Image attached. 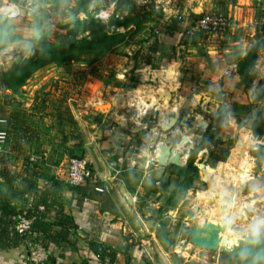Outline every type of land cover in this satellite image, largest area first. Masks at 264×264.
<instances>
[{
    "label": "rangeland",
    "instance_id": "obj_1",
    "mask_svg": "<svg viewBox=\"0 0 264 264\" xmlns=\"http://www.w3.org/2000/svg\"><path fill=\"white\" fill-rule=\"evenodd\" d=\"M5 1L18 5L22 0ZM78 1L40 0L16 19L8 20L0 15V131L7 133V143L0 157L16 179L28 171H37L45 177L52 168H65L70 158H84L89 138L92 140L109 130L110 116L105 105V98L110 95L108 86L123 84L130 88L146 84L152 89L148 94L152 99L150 106L143 112L141 109L129 113L131 116L143 114V123L128 127L138 129L137 132H125L131 141L136 140L135 145L129 147L131 150L146 149L147 166L142 170L129 169L118 161L116 167L119 179L130 185H143L138 198L145 220L151 222L148 228L152 237L151 256L156 264H173L176 257L183 264H235V257L229 252L238 245L241 234L229 227H248L245 229L248 232L256 222L264 229V190L254 194L258 183L245 184L254 178L252 172H260L264 166V51L258 53L255 77L247 85L241 83L234 72L231 77L223 76L231 80L230 87L214 92L210 99L199 90L192 91L190 101L176 110L171 108L173 102H178L172 101L176 89L168 91L164 86L165 79L171 80L175 71L171 63L160 67L162 56H149L148 49L168 41L169 33H178L176 40L185 36L186 41L194 45V56L184 66L186 69L180 68L182 75L193 73L195 79H200L204 71L196 70L201 69L202 60L209 59V54H220L235 61L252 50L262 36L264 0H249L252 6H246L243 21L238 19L235 9L242 5L241 0H223V5L214 2V7L210 0H129L125 8H121L127 16L111 17L106 23L95 19L89 9L92 5L108 9L111 6L108 0H92L83 17L73 15ZM119 2L116 0L117 8ZM2 3L0 0V5ZM144 5H148L144 10L139 8ZM130 13L131 17H136L132 18L134 22L142 23L140 26L124 27ZM211 13L225 15L230 27L215 35L200 31L197 20ZM179 16L183 19L179 20ZM144 18L150 19L149 22ZM93 28L97 32H92ZM95 34L101 35V39L123 34L125 39H105L103 44L93 39ZM198 44L219 45L220 48L204 52L205 48ZM46 49H51L53 60L29 74L46 55ZM148 59L152 65L146 63ZM195 59L198 60L193 62ZM146 71L151 72L150 78L148 74L143 75ZM122 73L126 78H117ZM140 76L142 82L138 79ZM211 84L213 82H205L207 87ZM215 112L221 113L224 125L216 124L221 133L213 156L218 159L228 153V159L231 152L237 156L225 166L223 173L231 179L226 177L222 193L214 200L217 208L208 214L214 219L211 222L200 208H190L193 200L199 201L201 188L206 189L204 177L208 167H216L208 150L200 151L195 161L196 187L175 198L167 192H152V185L158 186L160 179L148 183L145 172L155 165L165 171L170 165L166 162L162 166L159 162L162 148L170 149L172 155L179 154L180 166H186L195 149V128H207L208 116ZM65 136L66 142L63 141ZM22 139L25 142H20ZM256 174L264 186V175ZM165 175L169 173H164L162 178ZM173 179L170 178V191L175 187L176 178ZM220 216L222 219L216 220ZM226 220L228 229L218 237L224 251L206 250L192 243L188 234L191 227L205 221L224 225Z\"/></svg>",
    "mask_w": 264,
    "mask_h": 264
},
{
    "label": "crops",
    "instance_id": "obj_2",
    "mask_svg": "<svg viewBox=\"0 0 264 264\" xmlns=\"http://www.w3.org/2000/svg\"><path fill=\"white\" fill-rule=\"evenodd\" d=\"M210 1H212L211 6L214 7V0ZM241 4L235 8L238 11L237 15L240 21L247 9L246 6L250 5L251 7L252 2L241 0ZM205 9L208 10V8ZM79 14L83 17L85 12ZM176 35L178 33H174L172 37L167 36L168 41L160 44V54L158 55L162 56L160 67H166L168 63H171L170 65L175 71L171 80L165 79L164 86L168 91L176 89L175 95H172V101L177 100L178 102L175 104L173 102L171 108L175 107L176 110H180L186 102L190 101L188 97L192 91L199 90L200 93H204L210 99L214 92L230 87L231 80L223 79V70L230 65V61L233 59L229 57L226 59L216 53L214 55L209 54V59L202 60L201 69L196 70L198 72L204 71L200 79H195L196 76L193 73L191 76H188V72L182 75L181 69L194 56V45L191 41L182 43L179 39L176 40ZM198 46L205 48L204 52L206 49L216 50L220 48L219 45L209 47L198 44ZM213 56L215 59L211 58ZM197 60L195 59L193 62ZM142 73L145 76L148 74V78L152 76L149 71ZM117 78L125 79V73L118 74ZM138 79L141 81L142 77L140 76ZM173 79L176 81L173 82ZM205 82H213V84L208 88L205 86ZM147 87L146 84L142 83L130 88L123 84L121 86H108L110 95L105 98V105L108 107L106 110L110 116V128L103 134L94 136L92 140L90 138L87 140L90 143L86 145L84 158L93 174V178L87 184L80 187L69 186L66 176L63 172L59 173L57 168H52L48 173L52 178L51 181L40 179L38 182L40 192L50 186L55 188L65 212L73 217L78 229L70 232L69 238L65 240V231L60 226L53 224L56 218L54 212H51L44 219V222L47 223L45 229L42 231L33 230L26 238L27 240L18 242L12 237V229L9 228L4 231V225L0 224V264H48L50 261L56 264H156L151 256L150 248L152 237L149 236L151 232L148 228L151 227V222L145 220L146 216H144V211L140 206L141 201L138 198L139 192L143 190V185H130L129 182L122 181L117 177L118 167H116L118 161L123 162L129 169L136 167L138 170H142L147 166L146 149L143 148L144 150L141 149L138 152L131 150L136 140L131 141L125 132H137L138 129H129L128 127L143 123V114L131 116L129 113L132 110L141 109L143 112V109L147 110V106H150L152 99L150 98L151 95L148 94H151L152 89ZM197 138L195 135V141ZM236 156L231 152L226 161L217 162L215 168L208 167L204 177L206 189L201 188L199 201L193 200L190 203V208L194 210L200 208L203 211L206 220L209 219L214 222V219H210L208 214L213 212V208H217L214 200L222 193L226 177L228 180L231 179L229 175L226 176L223 173L225 166L230 163L232 157L235 158ZM116 157H118L117 160H115ZM238 164H236L237 167ZM253 166L252 170L254 171L256 166L255 164ZM161 170H163L162 167L155 165L150 171L145 172L147 182L150 183L152 179H161L166 173V171ZM260 170V172L257 170L252 172L254 178L245 183L248 186L255 185V182L258 183L257 187L260 188L255 187L254 192H252L254 194H260L264 190V186L256 177V173L260 174V177L264 175V166ZM230 175L233 174L230 173ZM26 176L27 173L23 174L14 185L7 184L0 178V191L4 194H10L16 189H22L20 183ZM167 176L165 175V178ZM173 178L172 176V181ZM147 182L146 184H148ZM154 189L157 190L160 187L154 186ZM242 191H244L243 188H241L240 193L244 198L245 195ZM248 194L250 196L251 193L248 192ZM36 197V193L23 194L20 199L12 200L10 205L16 213L14 220L24 216L25 212L32 207ZM230 208L232 207L229 206V210ZM237 213L239 214V211ZM222 217L220 216L216 220H220ZM246 228L248 227H244V229ZM98 247H103L108 253L110 252L114 256V260L111 261L108 256L104 260L97 259L95 249Z\"/></svg>",
    "mask_w": 264,
    "mask_h": 264
},
{
    "label": "trees",
    "instance_id": "obj_3",
    "mask_svg": "<svg viewBox=\"0 0 264 264\" xmlns=\"http://www.w3.org/2000/svg\"><path fill=\"white\" fill-rule=\"evenodd\" d=\"M92 0H79L76 6L73 9V15H77L80 12H87L88 4ZM144 2H151L152 0H141ZM129 2V0H120L118 4V9L125 8V5ZM215 3H220L223 5V0H214ZM148 5H144V7H139L144 10L145 7ZM151 6V5H149ZM122 10V9H121ZM136 17H131V13L129 15V18L126 19L124 23V27H130L132 25L140 26L142 23L140 21L134 22ZM150 19L144 18V21L149 22ZM152 20V19H151ZM166 28V27H164ZM92 32H97L96 30H92ZM173 34V32H171ZM261 38L259 41L255 44V46L252 48V50L244 57L237 58L235 61H230V64L233 62H236L237 64V70L234 73V76H236L241 83L247 85L248 82L255 77L256 73V63L258 59V53L260 51H264V25L261 26ZM94 40L102 41L104 44L105 39L112 40V41H123L125 39V35L123 34H115L110 35L108 37H103L101 39V35L95 34ZM169 36L172 37L173 35ZM97 37V38H96ZM100 37V38H99ZM182 43L186 42L185 36H182V38L179 40ZM66 48V47H65ZM51 49H46V55L43 57L41 61H37V65H35L29 74L33 72L34 70L38 69L39 67L43 66L47 62H50L53 60L54 57H50ZM149 56L150 55H156L160 54V46L151 47L148 49ZM148 65H152L151 61L148 59L146 62ZM209 118V125L207 128L197 127L195 128V134L197 135V140L195 141V149L189 156L188 164L186 166H174L170 164L166 167L165 171L166 173H169V176L165 179V177L161 178L158 181V186L160 189L155 190L154 185L151 187V191L154 193L158 192H167L170 194L171 198H175L180 193H184L190 189H193L196 187V183L198 182L197 172L198 168L195 165V161L197 159V155L202 150H208L209 151V157H213L214 163H217L219 161H226L228 153H224L222 157L216 158L214 155V149L218 142V137L221 133V128H218L216 124L224 125V118L222 115H220L219 112H215L212 115L208 116ZM24 139V138H23ZM23 139L20 142H25ZM28 140V138H26ZM64 142H66V136L64 137ZM32 158V157H31ZM82 158V157H77ZM31 160V159H30ZM32 161V160H31ZM4 159L0 157V178L4 180L5 183L14 185L16 182V176L7 168L5 165ZM174 176L176 178L175 180V187L173 191H170L169 185H170V178ZM40 179H46L51 181L52 178L50 175H47L45 177H41L37 171H28L27 176L24 177L20 183V186H22V189H16L10 194H4L0 191V224L4 225L5 229L4 231H7L9 228L12 229V237L17 240L18 242H24L27 240L28 235L26 236H20L18 235L14 230V224L16 220L14 218L16 217V213L14 209L11 207L10 203L13 199H20L23 194H37L36 200L34 201L32 207L25 212L24 216L27 217H35V220L33 222L32 230H38L42 231L47 227V223L44 222V219L47 218L48 214L51 212H54L55 214V220L53 224L60 226L64 231V239L67 240L69 238L70 232H73L78 229V226L74 222V219L71 215H68L65 212V209L61 203V199L58 196L57 191L53 186L47 187L43 191L38 190V181ZM39 206L44 207V211H39ZM49 226V225H48ZM99 249H102V252L100 254V259L104 260L105 257H110L111 261L114 260V256L103 247H98L95 249L96 253L99 252ZM48 264H56L53 261L48 262Z\"/></svg>",
    "mask_w": 264,
    "mask_h": 264
},
{
    "label": "built area",
    "instance_id": "obj_4",
    "mask_svg": "<svg viewBox=\"0 0 264 264\" xmlns=\"http://www.w3.org/2000/svg\"><path fill=\"white\" fill-rule=\"evenodd\" d=\"M25 2L24 6L20 4L16 5L9 1L3 0L0 5V15L8 20H13L22 15L24 10H31V6L40 0H23ZM110 2V7L104 9L102 7L98 8L96 5H92L89 9V14H91L95 19L106 23L111 17H124L127 16V12L118 9L116 5V0H108ZM30 7V8H28ZM103 14V15H102ZM86 16V15H84ZM183 17L179 16V20ZM230 27L228 18L223 14H205L197 20V28L207 35H215L218 33H223L226 29ZM190 33V32H189ZM236 64H230L223 73V76L231 77L236 71ZM7 143V133L5 131H0V152H3L4 147ZM34 161V158H31ZM59 173L63 172L66 176V181L71 187H80L87 184L92 178L93 174L89 168V164L84 158L73 157L70 158L67 166L58 168ZM58 173V175H59ZM39 211L43 212L44 207L39 206ZM35 217L20 216L16 219L14 224L15 232L20 236H26L31 233L33 222ZM102 249L96 255L97 259H100V254Z\"/></svg>",
    "mask_w": 264,
    "mask_h": 264
},
{
    "label": "water",
    "instance_id": "obj_5",
    "mask_svg": "<svg viewBox=\"0 0 264 264\" xmlns=\"http://www.w3.org/2000/svg\"><path fill=\"white\" fill-rule=\"evenodd\" d=\"M20 5L24 6L25 2L22 0ZM159 162L162 166H165L166 162L174 166H180L179 154L172 155L170 149L162 148ZM254 226H257L256 222L252 223V229L248 232L242 227H229L231 230L241 234V238L238 240V245L232 250V252H229L235 257V264H264V229L259 228V232L257 233L254 231ZM227 229L228 220L225 221L224 225H215L205 221L200 226L191 227L188 234L192 243L198 247L206 250L220 249L224 251L218 244V237L220 233H225ZM173 264H183V262L180 258L176 257L173 259Z\"/></svg>",
    "mask_w": 264,
    "mask_h": 264
},
{
    "label": "clouds",
    "instance_id": "obj_6",
    "mask_svg": "<svg viewBox=\"0 0 264 264\" xmlns=\"http://www.w3.org/2000/svg\"><path fill=\"white\" fill-rule=\"evenodd\" d=\"M64 2H66V0H64ZM36 36L39 37V32L38 31L36 32ZM28 47H30V45ZM254 231L258 233L259 232V227L258 226H254Z\"/></svg>",
    "mask_w": 264,
    "mask_h": 264
}]
</instances>
